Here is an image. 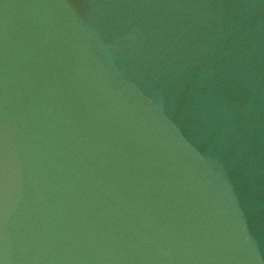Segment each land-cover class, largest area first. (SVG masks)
Here are the masks:
<instances>
[{"label":"water","instance_id":"obj_1","mask_svg":"<svg viewBox=\"0 0 264 264\" xmlns=\"http://www.w3.org/2000/svg\"><path fill=\"white\" fill-rule=\"evenodd\" d=\"M0 264H264V0H0Z\"/></svg>","mask_w":264,"mask_h":264}]
</instances>
